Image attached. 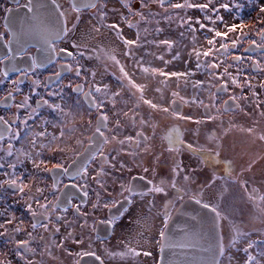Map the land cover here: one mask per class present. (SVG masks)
<instances>
[{
	"label": "snow or ice",
	"instance_id": "snow-or-ice-1",
	"mask_svg": "<svg viewBox=\"0 0 264 264\" xmlns=\"http://www.w3.org/2000/svg\"><path fill=\"white\" fill-rule=\"evenodd\" d=\"M153 5L162 10L165 22H179L182 40L185 33L190 36L186 59L174 51L175 39H148L164 32L160 20L141 34V22L148 25L160 15L152 11ZM243 7L235 3L230 8L219 0H139L138 10L127 0L120 10L109 9L108 0H71L67 6L58 0L0 3V40L6 49L0 54V85L7 83L0 92V190H11L30 216L26 222L9 208L0 209V237L14 246L18 264H45V257L63 264L56 253L69 264H106L109 258L124 264L150 256L140 239L137 246L122 239L120 251L105 247L100 253L93 245H104L122 226L121 217L131 216L137 207L140 212L132 222L144 229L137 233L144 238V209L151 213L157 199L164 201L157 243L169 240L175 225L188 238L186 247L207 254L195 264H241V252L242 264H264V153L257 160L237 151L238 145L229 140L232 133H240L264 147V3L258 4L254 22L239 16ZM21 9L25 16L14 28L13 14ZM185 9H197L203 16H181ZM221 9L230 14L235 9L237 15L228 22ZM86 10L95 14L96 23L84 24ZM109 12L118 19L108 22ZM125 27L135 32L126 34ZM177 61L183 70H167ZM109 71L113 82H105ZM137 72L164 88L174 80L170 101L146 98L149 85L134 82ZM197 74L205 79H196ZM189 83L207 93V103L198 94L190 100L180 94ZM155 91L163 99L161 87ZM71 94L77 97L74 103ZM185 105L198 110L184 112ZM161 119L193 127L168 126L162 137L167 144L157 153ZM202 130L204 145L199 143ZM185 133L196 138L195 146L186 143ZM182 151H190L198 166L185 165L179 159ZM27 164L32 171L25 177L17 169ZM134 169L142 174L133 175ZM237 191L253 213L250 219L261 225L255 229L259 240L252 239L253 230H245L242 219L237 222V213H243ZM5 255L0 251V264H12Z\"/></svg>",
	"mask_w": 264,
	"mask_h": 264
},
{
	"label": "flooded vegetation",
	"instance_id": "flooded-vegetation-1",
	"mask_svg": "<svg viewBox=\"0 0 264 264\" xmlns=\"http://www.w3.org/2000/svg\"><path fill=\"white\" fill-rule=\"evenodd\" d=\"M19 2L21 4H23L25 2V0H19ZM59 3L67 6L71 0H58ZM125 2V0H108V8L112 9V8H117L118 10H120V6L121 4H123ZM127 2L131 3L133 5L134 8H136L137 10L139 9V0H127ZM173 2H177L176 0H173ZM179 2H183V0L179 1ZM190 2H192V0H190ZM194 2H199V0H194ZM204 2V1H203ZM214 2H216V0H214ZM219 2H228L230 3V8L233 4L235 3H240L243 4V8L239 10V16L243 17V19L245 21H249V22H254L255 21V17L257 16L258 13V4L260 3H264V0H219ZM0 3H7V0H0ZM217 7H218V3H217ZM152 11L156 12V13H160V15L156 16L157 20H160V25L159 26H163L165 27L164 30H168V27L171 25V23L165 22L164 19H160L163 16L162 10H160L157 6L153 5L152 7ZM181 12H185V15H196L198 17H202L203 13H201L197 9H185ZM180 12V13H181ZM124 14L126 13V10H124ZM171 15H173V17L176 16V13H170ZM220 15H223L225 17V20L228 22H232L233 17H235L237 15V10L232 9L231 10V14L229 11H225L223 9L220 10ZM3 14L0 13V30H3V18H2ZM25 16V10L21 9L19 12L14 13L13 14V19L11 21L12 25L14 28H18L20 25V22L22 20V18ZM83 22L84 24H87L89 21H91L92 23H96V17L95 14L91 11V10H86L83 14ZM118 19V15L117 14H113L111 12H109V20L108 22H113L116 21ZM237 22H239V19H237ZM144 27H149V28H154L156 27V24L154 22L145 25L141 22L140 24V28H141V34L143 35V28ZM222 27V26H221ZM129 31H131L132 33L135 32V28H133L132 30H128L125 27V33H129ZM155 34V33H154ZM171 31H168V36H170ZM198 37L203 40V32L197 33ZM156 36V34H155ZM157 37V36H156ZM255 39L259 40L258 37H254ZM157 39V38H156ZM179 47L178 49H175L174 51H179L183 54V58H187L186 57V53L187 51L190 49L191 44H190V36L188 35V33H185V38L182 40L181 37H179ZM32 43L34 44L35 41H32ZM183 45H187L188 47H184ZM162 52L164 51V49H160ZM6 51L5 47H4V41L0 40V54H3ZM33 51H35V48H33ZM185 55V56H184ZM151 59V58H149ZM166 59H169V56H167ZM156 62L159 63V61H154V64H156ZM158 67H163V65L157 64ZM23 66V65H21ZM194 67V65H193ZM184 69V64L182 63V68L181 69H170V66L167 70H183ZM43 71V70H42ZM44 75H47V72L43 73ZM253 75H256V73H253ZM11 78H15V74H10ZM196 79H205V76L201 75V74H197V76L195 77ZM257 78L259 79L260 77L257 76ZM7 87V83L0 85V92H2L5 88ZM169 90L171 91H175L176 87H175V81H174V86L172 88H169ZM126 94H130L127 91H125ZM180 94L182 96L185 97V99H192L194 95L198 94L200 96L201 99L205 100V103H207V93L206 92H201L199 90L193 89V87L191 86V83H189V85L186 88H181L180 90ZM158 96V95H157ZM157 98V97H156ZM227 97H225L226 99ZM77 97L75 94H71V101L72 103H74L76 101ZM171 99V94L167 99V102H169ZM80 100L83 102V97H80ZM155 100V99H154ZM165 100V99H164ZM163 99H156L157 103H164ZM166 104V103H165ZM84 107L86 108L87 105L86 103L84 104ZM198 109L192 107L191 105H185L183 107V111L184 112H196ZM4 111V107L2 104H0V113H3ZM200 112L203 111V109H199ZM52 117H50L51 119ZM225 120H227V118H225ZM238 122L239 123H246V118H238ZM185 129L191 128L193 127V125L191 123H184L182 121H176L174 119H161L159 124H158V128H157V136H156V140H155V150L158 153L161 149V144H167L166 140H162V137L165 135V133L167 132V127L168 126H173L178 124ZM227 126V124L225 123V127ZM212 130H216L219 131L218 128L216 129H212L209 128L207 131H212ZM49 131H53V129H51V127H49ZM127 131H131V129H128ZM0 132H3V126L0 125ZM150 134V133H149ZM7 138V137H5ZM247 140V142H249L248 138L243 136L240 133H232L229 137L230 142H235L238 145L239 140ZM185 140L186 143L191 142L194 144V146L196 145V138L194 136H192L190 133H185ZM199 143L201 145L206 144V137L204 135V130H202L201 132V137L199 139ZM17 147H20V144H17ZM179 159L184 161L185 165H191L192 167H197V159L192 155V153L190 151H182L181 155L179 156ZM202 167V166H200ZM20 172H23L25 177H27L28 173L32 171V167L30 164H27L25 167H18L17 169ZM142 174L140 173L139 169H134L133 175H139ZM161 178L160 175L157 176V180H159ZM180 184H182L183 182L180 181ZM118 187V185H117ZM111 190V189H110ZM157 203V207L155 209L152 210L151 213H148L147 208L144 209V215H146L148 217L147 221L145 222V228L148 229L147 231H145V237L144 238H140L137 236V233H139L140 231H144V229L138 228L135 222H132L134 220V217L140 212V208L137 207L135 209L132 210V215L131 216H126V217H121L122 220V226L120 228H118L115 232L114 235L107 237L105 240V244L104 245H100V244H94L93 247L95 249L98 250V252L103 253L104 248L107 247L110 250L113 251H120L121 250V246H120V241L122 239H129L132 241L133 246H137V239H140V246L143 247L144 250H148L151 252L150 256H143L140 255L138 257H135L133 259H130L126 262H124V264H157L158 263V259H159V253H160V245L161 243H157V241L160 240L159 237V230L162 228L161 222H160V218H159V213L163 210V203L164 201L157 199L156 201ZM137 204H139V200H137ZM179 205V203H177L176 207ZM7 207L9 208V210L11 212H14L17 216H22L24 218V220L27 222L30 220V216L26 213L25 208L22 204V202H19L15 195L11 192V190L5 192L3 190H0V209ZM97 215H101L100 213H97ZM104 215H107V212H104ZM102 235H104L102 233ZM19 238H23V236L19 237ZM35 246V245H33ZM140 246H138V250H140ZM13 245L7 242V237H0V251H3L6 253L5 257H3L4 259H8L12 261V264H18V258L15 257L14 253H13ZM58 256H60L61 261H63V264H69L67 257L65 256H61L59 253H56ZM36 260H40V256L37 255L35 257ZM45 259V264H52L51 260L47 257L44 258ZM85 261H89L91 258L88 257H84L83 258ZM106 264H121L120 260L117 259H111L109 258L106 261Z\"/></svg>",
	"mask_w": 264,
	"mask_h": 264
},
{
	"label": "rangeland",
	"instance_id": "rangeland-1",
	"mask_svg": "<svg viewBox=\"0 0 264 264\" xmlns=\"http://www.w3.org/2000/svg\"><path fill=\"white\" fill-rule=\"evenodd\" d=\"M177 2L181 1V0H176ZM204 0H199V2H203ZM199 13V10L198 12ZM181 16H186L185 15V12H181L179 13ZM193 17H198L197 14L196 15H193ZM161 20L163 19V16L160 18ZM155 20H157V17H155L153 19L152 22L155 23ZM178 21L176 19H173L171 25L168 27V30H164L163 33H161L159 36H155L154 33H152L151 35L148 36V39H153V38H157V39H164V38H172V39H175L177 41V47L176 49H178L179 47V37H180V31H183V29L179 28L178 27ZM161 28L165 29V27L163 26H160ZM168 31H171V34L170 36H168ZM105 35H108L107 32H105ZM109 41H106V43H109ZM150 51H153V52H162L160 49H155V48H150L149 49ZM185 56V55H184ZM167 58V56H166ZM170 59V57H169ZM157 64H160V62H156V66H158ZM162 65V64H160ZM181 69L182 68V62L181 61H177L175 62L173 65H170V69ZM99 71L102 72L103 71V67L100 66L99 67ZM105 79V82H113L114 78L111 76V71H109V73L107 75H105L104 77ZM157 80L160 79V78H156ZM135 83H139V84H146V85H149V88L146 92V98H149V99H153L154 102H156V99L159 100L161 99V93H157L155 91V87L156 86H159L161 87L162 89V93H163V100H164V103L162 104H165L167 103V99L168 97L170 96L171 94V90H169V88H172L174 86V80L170 81L169 83V86L167 88H164L163 85H157L156 84V80H152V79H149L147 78L145 75H142L140 72H137L136 73V76H135ZM125 91H127V89H125ZM158 95V96H157ZM157 97V98H156ZM155 99V100H154ZM237 151H243V152H246L248 153L249 155H255L257 160L259 159V155L261 153H264V147H262L258 142L255 143V144H252L250 142H247V140H242L240 139L239 142H238V148H237ZM245 159H247V156H245ZM259 172V169L257 170V173ZM236 197H237V202L240 203V207L243 209V213H237V222H239L241 219L243 220V223L245 225V230H253L252 231V239L254 240H259L261 239V235L258 231H255V229H259L261 227L260 223L258 221H253L250 219V217L253 215V213L251 212L250 210V207L244 205L243 203L240 202L239 200V197H240V193L237 191L236 192ZM243 253H239V256L237 257L238 260L241 261V264H242V259H243ZM234 264H235V261H234Z\"/></svg>",
	"mask_w": 264,
	"mask_h": 264
},
{
	"label": "water",
	"instance_id": "water-1",
	"mask_svg": "<svg viewBox=\"0 0 264 264\" xmlns=\"http://www.w3.org/2000/svg\"><path fill=\"white\" fill-rule=\"evenodd\" d=\"M179 207L180 205L177 206V208ZM180 219L183 221L185 218L181 217ZM188 243L189 240L184 233L173 225L170 229L169 240L161 242L157 264H161L162 257L165 264H195L196 261L207 258L206 253L186 247ZM162 244L164 245L163 253H161Z\"/></svg>",
	"mask_w": 264,
	"mask_h": 264
}]
</instances>
